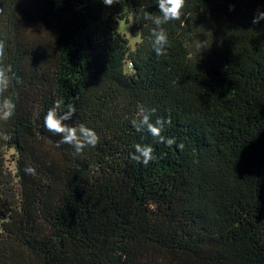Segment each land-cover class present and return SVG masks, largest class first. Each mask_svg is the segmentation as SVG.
Here are the masks:
<instances>
[{"label":"trees","instance_id":"16d2710c","mask_svg":"<svg viewBox=\"0 0 264 264\" xmlns=\"http://www.w3.org/2000/svg\"><path fill=\"white\" fill-rule=\"evenodd\" d=\"M183 11L157 59L153 0H0V98L17 101L0 119V264H264V0ZM130 17L134 50L117 22ZM61 98L95 148L44 129ZM141 107L183 148L136 132ZM135 143L153 147L147 165Z\"/></svg>","mask_w":264,"mask_h":264},{"label":"clouds","instance_id":"9594fccd","mask_svg":"<svg viewBox=\"0 0 264 264\" xmlns=\"http://www.w3.org/2000/svg\"><path fill=\"white\" fill-rule=\"evenodd\" d=\"M116 0H101L106 6H111ZM159 16L152 17V23L155 25L150 29L147 39L148 47L154 56L158 59L167 53L170 47L169 37L163 25L169 22H175L185 15L183 9L185 0H153ZM231 10V7L230 9ZM264 19V12H260L253 17L252 23L256 24ZM10 86V78L8 69L0 66V93ZM17 101L12 95H5L0 98V119L11 118L16 111ZM76 108L71 103H65L61 98L53 102V106L48 109L43 117V127L48 132L59 136L58 143L69 145L74 153L80 154L87 148H95L99 142V136L94 128L86 126L83 123L70 125ZM153 110L138 108L137 114L130 120L132 128L140 133L147 132L158 143L167 146L175 145L177 150L183 148V144L175 142L174 138L164 137L161 131L164 123L169 121L165 118H157L152 120ZM7 135V134H6ZM129 158L141 165H147L154 159L153 147L149 144L135 143L129 152ZM21 171L25 175H35L36 169L32 166H25Z\"/></svg>","mask_w":264,"mask_h":264},{"label":"rangeland","instance_id":"374dc122","mask_svg":"<svg viewBox=\"0 0 264 264\" xmlns=\"http://www.w3.org/2000/svg\"><path fill=\"white\" fill-rule=\"evenodd\" d=\"M132 21L133 20L131 17L129 20H117L119 31L128 39L130 49L134 50L139 44L140 38L133 36V34L131 33V26L133 23ZM14 156L15 154L13 151L8 152L7 157L9 161L7 164L9 165L11 169L14 168V163H13Z\"/></svg>","mask_w":264,"mask_h":264}]
</instances>
